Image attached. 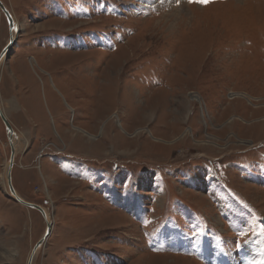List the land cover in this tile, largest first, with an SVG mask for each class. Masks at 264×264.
Returning a JSON list of instances; mask_svg holds the SVG:
<instances>
[{
    "label": "rangeland",
    "instance_id": "rangeland-1",
    "mask_svg": "<svg viewBox=\"0 0 264 264\" xmlns=\"http://www.w3.org/2000/svg\"><path fill=\"white\" fill-rule=\"evenodd\" d=\"M1 2L32 264H264V0ZM9 157L0 119V264H28Z\"/></svg>",
    "mask_w": 264,
    "mask_h": 264
},
{
    "label": "water",
    "instance_id": "water-1",
    "mask_svg": "<svg viewBox=\"0 0 264 264\" xmlns=\"http://www.w3.org/2000/svg\"><path fill=\"white\" fill-rule=\"evenodd\" d=\"M0 12L4 15V17H5L6 21H7L8 28H9V33H10L9 40H8L6 46L4 47V50H6V53H8L10 51L11 47L13 46V44L16 41V37H12V35H11V33H12L13 29H14V25H15L14 22L15 21H14L12 15L10 14L9 10L1 2V0H0ZM16 33H17V31H16ZM1 53H0V64H1V61H2ZM6 56H7V54H6ZM0 119H1V121L3 123L4 129H5V133H6V137H7L8 143H9V147H10V157H9V160H8V166L12 169L13 163H14V158H15L14 157L15 139H16L17 135H16L15 131L13 130L11 124H9V122L5 118L4 114L1 113V112H0ZM7 186H8L9 193L13 197L14 201H16L17 203H19L20 205H22V206H24V207H26L28 209H31L33 211L39 212L42 215V217L44 218L45 222L47 221V224H48L47 228L45 229L44 235L36 243V245L34 246V248L32 250L30 259L28 261V264H32V262L34 260L35 253L43 246V244L45 243L46 239L49 237V235L51 233V229H52V226L50 224L51 222L48 221L46 213L44 212V208H42L41 206H38L36 204L26 202V201L22 200L21 198H19V197H17L15 195V191H14V188H13V185H12L11 173H8V176H7Z\"/></svg>",
    "mask_w": 264,
    "mask_h": 264
},
{
    "label": "bare ground",
    "instance_id": "bare-ground-1",
    "mask_svg": "<svg viewBox=\"0 0 264 264\" xmlns=\"http://www.w3.org/2000/svg\"><path fill=\"white\" fill-rule=\"evenodd\" d=\"M142 1H145L146 3H144V4H147V5H159V0H142ZM180 3H183V0H178ZM171 3V2H170ZM181 6H182V4H181ZM11 14V13H10ZM215 15H216V19H217V14L215 13ZM214 15V16H215ZM227 15V14H226ZM203 16H205V15H203ZM210 15H208V17H209ZM213 15H211V17H212ZM224 16V15H223ZM13 17V16H12ZM202 17V16H201ZM207 17V16H206ZM226 18H228V17H226ZM232 18V17H231ZM13 19H14V17H13ZM213 19V18H212ZM225 19V18H224ZM232 19H234V18H232ZM231 19V20H232ZM208 20V19H207ZM14 21H15V19H14ZM234 21H236V20H234ZM211 22H212V20H211ZM217 22V21H216ZM226 22H228V23H230L228 20L226 21ZM196 24L198 23V22H195ZM233 23V22H232ZM14 31H12V33H11V35H12V37H16V39H17V34H18V31H17V23H16V21L14 22ZM234 24V23H233ZM199 25V24H198ZM194 26H196V25H194ZM16 31H17V33H16ZM9 40V39H8ZM12 48V47H11ZM4 48L2 49V53H1V55H2V61H1V64H0V69H1V67H2V65H3V63H4V58H5V56H6V54L8 55L9 53H10V51L8 52V53H6V50H4ZM11 50V49H10ZM32 67V66H31ZM34 74V73H33ZM245 75V74H244ZM243 76V75H242ZM243 77H245V76H243ZM249 77V76H248ZM251 77V76H250ZM252 78V77H251ZM236 90V89H235ZM233 91V90H232ZM223 92V91H222ZM241 95L242 94H240V95H238L239 97H241ZM247 95V94H246ZM259 96V95H258ZM237 97V96H236ZM250 97V96H249ZM263 97V96H262ZM242 98V97H241ZM251 99H253L252 97H250ZM13 99V98H12ZM234 99V98H233ZM243 99H245V95H244V97H243ZM238 100V99H237ZM245 100H247V99H245ZM9 101V100H8ZM23 101V100H22ZM241 102H242V100H240ZM248 101V100H247ZM195 101H193V103H194ZM21 103V102H20ZM23 103V102H22ZM27 103V102H26ZM192 103V104H193ZM24 104V103H23ZM245 104V103H244ZM13 105V104H12ZM248 107H251V106H248ZM247 107V108H248ZM30 108V107H29ZM256 108V107H255ZM4 108H3V106L1 105V102H0V112L1 113H3L4 111ZM17 110V109H16ZM249 110V109H248ZM18 111V110H17ZM34 111V110H33ZM251 111V110H250ZM249 111V112H250ZM21 112V111H20ZM22 113V112H21ZM4 114V113H3ZM248 114V113H247ZM5 116V115H4ZM27 116V115H26ZM6 118V117H5ZM31 118V117H30ZM7 119V118H6ZM32 119V118H31ZM232 119V118H231ZM238 119V118H237ZM7 121L9 122V120L7 119ZM230 122V121H229ZM232 122V121H231ZM234 122H237L236 120L234 121L233 120V123ZM238 123V122H237ZM10 124V123H9ZM14 130V129H13ZM77 131H79V129L77 130ZM17 135V137H16V139H15V148H14V163H15V161H16V155H17V153H18V151H19V149H20V144H21V142H24V141H22L21 140V138H20V136L18 135V134H16ZM88 137H90V136H88ZM89 139V138H88ZM25 144V146L27 145V142L25 141L24 142ZM13 168L14 167H12V169L8 166V164L6 163V167H5V175H4V187H5V190L7 191V193H9V190H8V186H7V176H8V173H11V175H12V170H13ZM90 185V184H89ZM13 188H14V186H13ZM14 191H15V189H14ZM8 195V194H7ZM9 195H10V197H12L11 196V194L9 193ZM15 195L17 196V197H19L20 198V196L18 195V193L15 191ZM86 196H88V195H86ZM85 196V197H86ZM84 197V198H85ZM13 198V197H12ZM13 200V199H12ZM23 200V199H22ZM14 202V201H13ZM22 206V205H21ZM26 209H28V208H26ZM49 211V210H48ZM44 212L46 213V216H47V218H48V221L49 222H51L50 224H51V226H53V221H52V219H51V214L48 212L47 213V211H46V209L44 208ZM223 212V211H222ZM219 217V216H218ZM215 218V217H214ZM213 218V219H214ZM220 218V217H219ZM217 221V220H216ZM222 222V224H223V221H221ZM47 221L45 222V229L47 228ZM214 225V224H213ZM52 230V229H51ZM44 234V233H43ZM51 234V233H50ZM43 236V235H42ZM50 236V235H49ZM42 238V237H41ZM40 240V239H39ZM45 245V243L43 244V246ZM43 246L35 253V255H34V260H35V258L37 257V255L39 254V252L41 251V249L43 248ZM263 246V245H262ZM263 250V249H262ZM259 258H261V257H258V259ZM187 259V258H186ZM181 261V260H180ZM184 261V260H183ZM182 263V262H181ZM185 263H186V261H185ZM187 263H189V261L187 262ZM192 262H190L189 264H191Z\"/></svg>",
    "mask_w": 264,
    "mask_h": 264
},
{
    "label": "snow or ice",
    "instance_id": "snow-or-ice-1",
    "mask_svg": "<svg viewBox=\"0 0 264 264\" xmlns=\"http://www.w3.org/2000/svg\"><path fill=\"white\" fill-rule=\"evenodd\" d=\"M187 2L189 4L198 3V4H201L203 6H206L208 3H212V2H223V0H187ZM14 30L15 29H13V31Z\"/></svg>",
    "mask_w": 264,
    "mask_h": 264
},
{
    "label": "trees",
    "instance_id": "trees-1",
    "mask_svg": "<svg viewBox=\"0 0 264 264\" xmlns=\"http://www.w3.org/2000/svg\"><path fill=\"white\" fill-rule=\"evenodd\" d=\"M181 239V238H180Z\"/></svg>",
    "mask_w": 264,
    "mask_h": 264
}]
</instances>
